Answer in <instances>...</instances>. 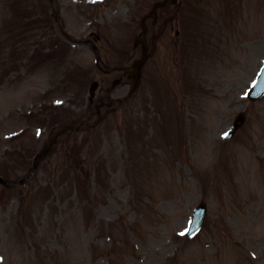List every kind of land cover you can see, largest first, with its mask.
<instances>
[{"label": "rangeland", "instance_id": "rangeland-1", "mask_svg": "<svg viewBox=\"0 0 264 264\" xmlns=\"http://www.w3.org/2000/svg\"><path fill=\"white\" fill-rule=\"evenodd\" d=\"M2 1L17 4L10 11L0 4V177L7 181L0 264H264V97L250 105L243 98L264 57V0H180V48L191 62L174 66V46L164 47L178 18L164 35L152 28L158 56L148 60L141 88L57 151V130L78 125L74 112L86 115L93 78L110 80L104 89L120 78L96 70V56L128 63L139 22L127 19L150 0H53L73 39H88L92 22L102 25L96 56L58 36L48 0ZM73 23L75 31L66 26ZM245 111L244 128L224 143L223 132ZM199 115L208 123L202 131ZM221 148L230 151L236 184L226 181L229 163L218 166ZM92 164L98 175L88 173ZM201 201L203 228L180 238Z\"/></svg>", "mask_w": 264, "mask_h": 264}, {"label": "snow or ice", "instance_id": "snow-or-ice-1", "mask_svg": "<svg viewBox=\"0 0 264 264\" xmlns=\"http://www.w3.org/2000/svg\"><path fill=\"white\" fill-rule=\"evenodd\" d=\"M225 135H227V133H225Z\"/></svg>", "mask_w": 264, "mask_h": 264}]
</instances>
